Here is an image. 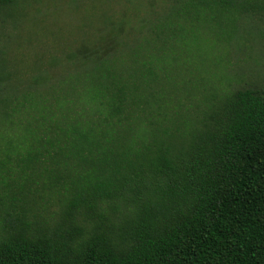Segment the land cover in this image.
Listing matches in <instances>:
<instances>
[{
    "label": "trees",
    "instance_id": "trees-1",
    "mask_svg": "<svg viewBox=\"0 0 264 264\" xmlns=\"http://www.w3.org/2000/svg\"><path fill=\"white\" fill-rule=\"evenodd\" d=\"M168 1L194 44L201 23L264 39V0ZM167 18L145 28L155 43L180 37ZM163 48L102 63L89 113L73 93L65 111L59 94H0V177L18 194L0 193V264H264V87L181 90Z\"/></svg>",
    "mask_w": 264,
    "mask_h": 264
},
{
    "label": "rangeland",
    "instance_id": "rangeland-1",
    "mask_svg": "<svg viewBox=\"0 0 264 264\" xmlns=\"http://www.w3.org/2000/svg\"><path fill=\"white\" fill-rule=\"evenodd\" d=\"M148 2L0 0V78L8 83L0 88V94L10 99L27 90L35 99L47 94L50 100L59 94L65 111V96L73 93L82 100L76 101L82 111L89 113V84L98 76L100 65L120 70L136 68L143 62L142 53L154 44L159 49L164 46L162 60L170 66L165 78L176 81L181 90L206 94L229 79L231 89L251 84L264 87L261 29L239 26L238 36L228 39L201 23L194 44L176 30L179 19L168 0ZM154 16L169 17L167 21L179 39L164 44L161 35L155 43L154 35L145 29L147 26L150 31ZM197 83L205 90L196 88ZM5 175L12 176L10 172ZM9 188L0 177V193L18 196L13 187Z\"/></svg>",
    "mask_w": 264,
    "mask_h": 264
}]
</instances>
